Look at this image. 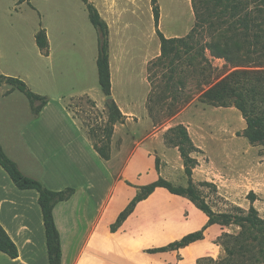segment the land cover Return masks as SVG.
Masks as SVG:
<instances>
[{"label": "rangeland", "instance_id": "374dc122", "mask_svg": "<svg viewBox=\"0 0 264 264\" xmlns=\"http://www.w3.org/2000/svg\"><path fill=\"white\" fill-rule=\"evenodd\" d=\"M97 1L112 33L109 40L115 97H103L98 85V32L81 0H0V74L20 77L52 104L87 92L89 96L66 100V108L78 122L75 130L91 144L102 146L108 141L110 155L114 153L121 163L135 139L144 140L153 130H161L164 147L176 148L177 153L158 154L155 142L146 141L155 150L158 168L168 172L173 186L185 187L190 181L217 215L236 213L237 208L247 211L252 203L264 217V142L248 140L246 122L234 105H219L202 97L203 90L235 65H255V56L247 52L242 39L226 31L225 24L215 33L204 21L196 26L188 47H178L175 56L162 55L151 0ZM212 1L196 0L195 11L192 0H157V28L165 37H183L197 22V13L208 18L209 12H219L213 9ZM243 1L242 14L255 6L263 8L259 0ZM224 11L221 16L229 12ZM257 20L264 29V12ZM40 27L47 34L48 55L35 44L34 35ZM209 38L218 39V47L228 58L216 57L208 48L202 50V43ZM7 88L1 86L3 94ZM18 96L21 99L16 103L20 105L14 108L9 99L0 98V107L10 106L0 109L1 134L9 128L10 118L18 117L14 124L18 127L29 119L22 109L28 100L22 93ZM111 99L119 112L107 103ZM181 149L190 158L189 174L185 173ZM217 222L224 229L216 241L220 253L215 261L205 264L223 263V234L239 231L222 217ZM255 249L254 243L249 244L248 252ZM240 260L246 257H233L234 263Z\"/></svg>", "mask_w": 264, "mask_h": 264}, {"label": "crops", "instance_id": "0c3cea01", "mask_svg": "<svg viewBox=\"0 0 264 264\" xmlns=\"http://www.w3.org/2000/svg\"><path fill=\"white\" fill-rule=\"evenodd\" d=\"M90 1L101 16L99 1ZM111 44L109 40L110 76ZM48 54L49 42L45 55ZM19 93L15 89L3 94L0 89V98L9 99L14 108L20 105L16 103L21 99ZM81 95L88 93L69 95L59 104L47 101L36 116L28 102L26 108L21 104L29 119L18 127L14 125L18 117L14 116L9 128L0 133L1 146L23 174L39 179L51 190L74 189L71 197L53 208L61 243V264H198L202 257L216 259L220 253L216 241L223 226L208 223V215L187 196L162 186L138 201L125 219L111 229L137 193V186L149 184L159 176L171 181L166 170L157 169L155 150L146 140L154 141L161 155L175 154L177 149L164 147L161 130H153L144 140L135 139L123 163L116 160L114 153L109 159L101 158L93 144L75 130L78 122L66 108V100ZM0 224L18 249L15 258L0 251V264H49L38 192L17 188L1 166ZM200 230L201 238L186 245L154 250Z\"/></svg>", "mask_w": 264, "mask_h": 264}, {"label": "trees", "instance_id": "16d2710c", "mask_svg": "<svg viewBox=\"0 0 264 264\" xmlns=\"http://www.w3.org/2000/svg\"><path fill=\"white\" fill-rule=\"evenodd\" d=\"M22 1V0H20ZM87 9L88 18L91 24L98 32L97 41V78L98 85L103 96L107 97L111 94V76L109 66V29L106 21L100 16L97 8L89 0H81ZM196 0H192L193 7L196 11ZM247 1V0H246ZM255 1V0H252ZM263 8L258 6L246 10L242 14L245 7L243 0H213V9L218 10L217 13H208V18H202V14H196L197 22L191 28L190 32L183 37H165L157 28L159 21V5L157 0H151L152 15L156 33L160 40V50L162 55L173 53L178 55V47H188V40L193 38V34L198 23L206 21L207 27L213 28L212 31L223 28L231 31L232 36H238L244 42L247 52L255 56V65L251 67H239L226 73L216 82L212 83L202 92V97L219 105H234L242 114L246 122V135L250 142H264V29L257 20L260 12H264V0H259ZM228 9V14L223 18L221 14ZM226 39L228 36L223 35ZM232 39V38H231ZM34 40L36 46L43 54L48 51V39L44 28L40 27L35 35ZM218 39L209 38L202 43V50L208 48L212 55L216 57H227L224 49L217 45ZM203 55V53H201ZM204 57V56H203ZM7 85L6 93L12 90H18L28 100L31 113L36 116L41 108L47 103V97L32 91L26 82L17 76L0 74V86ZM107 103L119 112L115 102L111 99ZM187 139V134H184ZM108 141L102 142V146L93 143L94 149L103 159H109ZM181 151V156L185 159V173H190L188 160L190 158ZM156 158V167L158 169ZM0 166L6 171L14 185L19 189H35L38 192V203L42 212L43 225L46 237L47 257L49 264H61V243L59 232L56 228L53 208L63 200L68 199L74 192L71 187H65L61 190H51L47 188L39 179L29 177L21 172L17 163L9 157L0 144ZM162 186L170 192L187 196L196 206L203 210L209 217L208 223H218L217 218L222 217L224 221L233 223L239 227V231L234 235L223 234L225 237L221 245L223 247L226 258L221 264H264V217L258 214L257 209L252 205L247 211L237 208L236 213H226L217 215L209 208V206L200 198L193 184L188 181L185 187H175L172 183L162 176L155 181L137 186V193L129 201L127 206L120 212L116 222L111 225L114 230L125 217L133 210L135 204L141 199L146 198L156 187ZM202 230L185 235L180 240L167 244L166 246L156 248L154 250L174 249L186 245L196 239L201 238ZM254 243L256 249L248 252L249 244ZM0 251L10 258L18 255V249L13 240L9 237L5 229L0 224ZM247 253H250L247 256ZM244 256L245 261L233 262L234 256ZM215 261L211 257H202L197 260L198 264ZM237 261V260H236Z\"/></svg>", "mask_w": 264, "mask_h": 264}]
</instances>
